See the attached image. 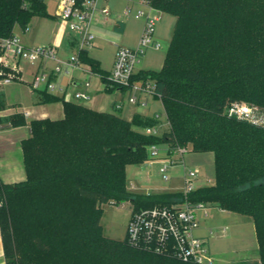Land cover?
Listing matches in <instances>:
<instances>
[{
	"label": "trees",
	"instance_id": "obj_1",
	"mask_svg": "<svg viewBox=\"0 0 264 264\" xmlns=\"http://www.w3.org/2000/svg\"><path fill=\"white\" fill-rule=\"evenodd\" d=\"M150 2L177 19L162 68L135 77L155 79L169 129L148 134L144 129L160 122L155 116L135 114L128 120L41 91L44 103L63 101L65 115L31 119V135L22 142L26 179L0 180L6 264H199L103 234L105 203L129 200L140 208L183 200V192L143 194L127 188V165L148 159L153 143L171 148L191 144L194 151L214 153L215 182L196 188L190 199L251 216L264 264V127L226 113L233 101L264 108V0ZM35 16H50L45 0H0V37L16 27L26 29ZM218 16L228 28L214 38L207 30ZM194 32L199 37L191 54L184 37ZM79 57L101 75L108 91L115 90L108 85L109 73L88 50ZM10 119L12 125L25 123L21 114ZM28 224H34L33 233L25 228ZM25 241L40 252L39 261L27 260Z\"/></svg>",
	"mask_w": 264,
	"mask_h": 264
},
{
	"label": "built area",
	"instance_id": "obj_2",
	"mask_svg": "<svg viewBox=\"0 0 264 264\" xmlns=\"http://www.w3.org/2000/svg\"><path fill=\"white\" fill-rule=\"evenodd\" d=\"M139 4L147 7V11L142 8L132 10L131 6H127L125 9L126 15L133 13L135 18L144 19L139 41L136 47H127L116 42V56L109 73L108 85L124 92L128 103L147 107L149 98L159 99L162 102L161 95L156 92V81L151 77L141 79L135 76L139 72L137 67L146 50L149 47L157 49L161 47L160 41L154 36L159 16L154 13L156 8L150 0H140ZM98 14L102 16L105 22L110 20L111 10L108 5H102L101 0H60L58 15L78 38L77 50L66 60L59 59L55 45L28 46L15 32L8 36H1L0 87L16 80H24L23 73L27 63L37 66L30 80L33 90L45 89L51 93L56 92L57 83L53 77L62 72L60 63L66 65V68L68 66L81 67L79 52L94 46L96 34L93 22ZM49 60L56 62L52 71H46L44 66L40 69V63L45 65ZM66 71L68 72V69ZM89 84V82H85L86 86ZM75 97L90 98L89 94L82 90L75 92ZM114 106L116 110H119L123 108V103L115 102ZM163 110L167 119L164 105ZM20 112L25 117L31 115L29 110ZM226 113L230 117L264 127V108L259 105L246 101H233L227 106ZM10 115V108L0 106V127L1 119ZM161 115L160 112L153 114L159 120L162 119ZM167 122L170 124L168 119ZM144 131L148 134H159V124L146 127ZM161 150L166 152L165 156H160ZM187 150V146L176 145L171 148L169 144L153 143L148 146V160L160 159L159 171L165 180H169L171 178L168 172L169 168L176 163L184 164L183 159L178 160L173 156L175 154L182 156ZM184 166L182 190L184 198L182 201L170 205L155 204L140 208H137L132 201H123V204L127 203L131 206L126 240L134 248L153 252L157 255L173 257L184 262L214 264L205 237L197 233L200 227L197 210L207 206L202 202H192L190 199L191 192L197 188L195 183L200 169L187 167L185 164ZM132 188H135L134 183H132ZM3 204L4 198L0 195V207ZM205 214L207 213L205 212Z\"/></svg>",
	"mask_w": 264,
	"mask_h": 264
},
{
	"label": "rangeland",
	"instance_id": "obj_3",
	"mask_svg": "<svg viewBox=\"0 0 264 264\" xmlns=\"http://www.w3.org/2000/svg\"><path fill=\"white\" fill-rule=\"evenodd\" d=\"M57 1L58 0H46L48 12L53 15L57 9ZM139 1L140 0H137V2ZM109 5L119 16L122 15L123 20L127 22V30L120 38L114 33L113 19H111L110 22L100 20L95 24L94 30L96 38L94 40V45H98L93 46L90 51L93 56L102 61V67L105 69L111 68L112 58L115 54L114 41L118 38L120 42L124 43V46L136 47V41L139 38L140 28L143 24L142 18H135L133 13L130 15L125 14V9L127 7L126 0H110ZM135 8H142L147 11V7L140 4L139 6H135ZM154 13L159 16L154 36L160 41L161 47L158 49L149 47L143 55L142 64L146 63L147 66L153 69H159L163 63L169 42L172 38L177 18L175 15L159 9L154 10ZM53 15L35 16L26 29L16 27L15 33L20 36L24 43L32 44L34 41H36L35 43H39V45H48L50 42L53 43L63 22L60 17L58 18ZM214 25V27L207 30L208 34L214 38L221 34L220 31H222V28H228L225 19L220 18L219 16L216 18ZM205 32L203 35L201 32L202 37L205 36ZM198 37L199 35L195 32L187 34V36L184 37L189 41L186 43V46L188 45V48L186 49L187 53L192 54L193 49L197 46L196 41H198ZM124 39L129 42L124 41ZM128 44H132L133 46H129ZM59 45L60 58H64L72 53L73 47L70 45L67 38ZM179 50L180 52L181 50L183 51L182 45H180ZM48 65L52 67L56 65V62L54 60H49ZM60 65L62 67V72L59 73L56 80L57 92L61 90L60 87H67V84L70 83V80L73 77L80 79V81H85L87 77L91 82V89H94L99 85L101 86L103 83L98 74H86L83 69L84 67L75 68L74 66H68L67 69L69 71L67 72L66 65L63 63H60ZM206 65L209 68L213 66L212 62H209L208 60ZM27 67H29V65H27ZM29 75L30 72H26L25 77L23 78L24 80H16L0 87L2 98L11 111L19 110V107H21V109L28 108L31 110L33 107L40 105L38 103L39 93L31 87V76ZM70 89L72 88L70 87ZM73 98L86 105L92 104L89 98L78 100L76 97ZM153 107L157 108L162 114V123L167 126L168 122L164 115L162 102L159 99H156ZM36 115L37 114H32L31 117ZM24 129L28 132V129ZM1 142L3 145L1 147L3 150L1 153L4 159L14 160L15 163H17L16 166H18L19 170L25 175L22 146L18 138H16L12 131H9L5 133ZM187 147L188 150L184 153L187 167H198L200 169L197 179L198 181L195 183L196 186L212 184L215 181L214 153L212 151L196 152L192 149L191 144H188ZM173 157L179 159L180 155L175 154ZM144 162L147 164H144ZM144 162L127 165V188L129 190L136 192L135 189L132 188V183H136L137 190L145 191H151L154 189L153 187H170V185L178 186L177 182L169 184V181L163 178L158 165L150 166L149 161L145 160ZM16 166L14 168H17ZM5 169L8 170L10 168L6 166ZM12 169L13 168L10 170L12 171ZM2 171L3 168H0V174ZM182 171L183 169L180 165L170 167L168 170L170 176L173 174H179ZM205 212L207 214H205ZM197 215L200 220V227L198 228L197 233L200 236L205 237L214 264H261L252 217L236 212L222 211L218 206L198 208ZM130 216L131 206L127 203L123 204L122 201H112L103 204L100 221L103 234L108 238L124 240ZM25 228H28L27 230H31V233H33L32 230L35 227L34 224H28ZM25 244L26 249L24 253L27 260H33V262L39 261L40 252L33 244L26 243V241ZM47 255H49V258L51 254Z\"/></svg>",
	"mask_w": 264,
	"mask_h": 264
},
{
	"label": "crops",
	"instance_id": "obj_4",
	"mask_svg": "<svg viewBox=\"0 0 264 264\" xmlns=\"http://www.w3.org/2000/svg\"><path fill=\"white\" fill-rule=\"evenodd\" d=\"M126 1H127V6H131L132 10H136L137 8H135V6H139V2H137V0H133V1L126 0ZM109 2H110V0H101V4L102 5H108L110 10H111L110 20L107 21V22H110L111 19H113L112 21H113L114 33H115L116 36L121 38V36H123L126 33L127 22L125 20H123L122 15L119 16L117 14V12L114 11L110 7ZM45 4H46V8L48 10V5H47L46 0H45ZM59 4H60V0L57 1V9H56L55 14L53 15L52 13H49L50 15H53V16L59 18V15H58ZM113 16H114V18H113ZM100 20L104 21L102 19V16L100 14H98L96 16L94 22H93V27H95V24L98 23ZM142 20H143V24H142V27L140 28L139 37H140L141 31H142V28H143V25H144V19L142 18ZM66 38L68 39L70 45L73 47V51L71 53V54H73L77 50L78 39L71 32V30L67 27L65 21H63L62 24H61L59 32L56 34V36L54 38L55 39L54 42L53 43L50 42V44L55 45L57 47L58 57H59V48H60L59 44H61L63 42V40H65ZM138 39L136 41L137 43H138ZM124 41L129 42L128 40H125V39H124ZM35 42L36 41H34L32 44H28V43H25V44L28 45V46L39 45V43H35ZM116 42L124 44L123 42H120V40L118 38H117V40L114 41L115 54H114V56L112 58V64H111V68L110 69L103 68L102 67V61L99 58H97V57H95V56H93L91 54V51H90L91 48L88 49L89 55L92 56L93 58L97 59L100 62L101 68L103 70L107 71L108 73H110V71H111V69L113 67L114 61H115L116 49H117ZM97 45L95 44L94 46H97ZM125 45H127V44H125ZM128 45L129 46H133L132 44H128ZM70 55H68V56H66L64 58H60L59 57V59L66 60V59H68V57ZM165 56H166V54H165ZM142 59H143V57H142ZM142 59H141L140 63L138 64V67H137L138 71H143V70H147V69H153V68L147 66L146 63L142 64V61H143ZM164 60H165V57H164ZM164 60H163V63H162V65H161V67L159 69L162 68V66L164 64ZM147 62H148V60H147ZM27 65H29V67H27ZM43 66H44L46 71L51 72L55 65L50 67L48 65V62H46L45 65L43 63H40V69ZM81 67H84L83 69H84L86 74L96 73V72L92 71L90 66L88 64H86V63H82ZM75 68H78V67H75ZM36 69H37L36 65H31V64H27L26 63L25 64V71L23 73V78L25 77V73L26 72L27 73L30 72L29 76H31V79H32V74L35 72ZM159 69H154V70H159ZM66 70H67V68H66ZM96 74H98L99 77L101 78V75L99 73H96ZM58 76L53 77V79L57 80ZM85 82H89L90 83L89 86H86ZM102 82H103V80H102ZM70 87L72 89H70ZM43 90H45V89L37 90V92L40 93ZM80 90L85 91V92H87L89 94V96H90L89 99L91 100L92 104L86 105V104H83V103H81L79 101H76L73 98V97H75V92L80 91ZM54 94L59 95V96H63L67 100L75 101V102H77L79 104H83V105H85L87 107H90L92 109H95L97 111L115 113V114H117L119 116H122V117L128 119V120H131L135 114H140L142 116H153V114L155 112H159V110L157 108L153 107L154 103L156 102L155 98H149V105L147 107L136 106V105L128 103L127 98H126V94L124 92H122L120 90H116V89L113 90V91H108L106 89V85H105L104 82L102 83L101 86L99 85V86H96L94 89H91V82L87 79V77H86L85 81H80V79H77V78H74V77L71 78L70 83L67 84V87H64V88L61 87V90L59 92H57V91L54 92ZM78 99H80V98H77V100ZM0 100H3L4 106L7 107L6 102L2 98L1 92H0ZM115 102H122L123 103V108L119 109V110H116L115 106H114ZM38 103L40 105H38L36 107H33L31 110L28 109V108L21 109V107H19L20 108L19 110L11 111V115H13V114H21V115H23L20 111L29 110L31 112L30 116L25 117L23 115L25 117V123H22V124H19V125H12L11 124V119H10L11 115L3 117L1 119V127H0V168H3V171L0 174V180L3 181L4 183H16V182H19V181H22V180L26 179L25 168H24L25 175H23V173L19 170L18 166H16L17 163H15L14 160H8V159L5 160L3 155H2V153H1L3 151L2 148H1L3 146L1 140L4 137L5 133L9 132V131H12L15 134L16 138H18V140H19V142H20V144L22 146V142L31 135V129H30V126L28 124V122L31 119L50 118V119L55 120V119H61L65 115L63 101L44 103V102L41 101V93H40L39 94ZM32 114H37V115L34 116V117H31ZM162 121H163V118L159 122V134L164 133L170 127V125L167 122L166 123L168 125L166 126V125H164L162 123ZM24 128L28 129V132ZM22 152H23V148H22ZM196 152H198V151H196ZM165 154H166V152L164 150H161L160 156H165ZM174 158H176V157H174ZM181 159L184 160V164L187 166L185 158H184V154L182 156H180V158L178 160H181ZM146 161H149V160L146 159ZM214 161H215V158H214ZM144 164H147V163L144 162ZM149 164H150V166L151 165H158V168H160L161 161H160V159H157V160H154V161H149ZM184 164H182L181 162L174 164L172 167L180 165L182 167L183 171L181 173H179V174H173L171 176L170 180H168L169 184H171L172 182L173 183L177 182L178 186L170 185V187L169 186H167V187H153L154 188L153 190L145 191V190H137L136 189V183H135V188H134L135 191L138 192V193H143V194H147V193H161V192H182L183 186H184L183 176H184V173H185ZM6 166L8 168H10V169L13 168L12 171L10 169H8V170L5 169ZM15 166L17 168H14ZM201 186H204V185L203 184L202 185H197V188L201 187ZM221 210L222 211H226V210H223V209H221ZM253 222H254V220H253ZM254 226H255V224H254ZM255 234H256V231H255ZM256 239H257V236H256ZM257 242H258V239H257ZM258 247H259V243H258ZM0 264H6V260H5V256H4V244H3L2 233H1V225H0Z\"/></svg>",
	"mask_w": 264,
	"mask_h": 264
}]
</instances>
